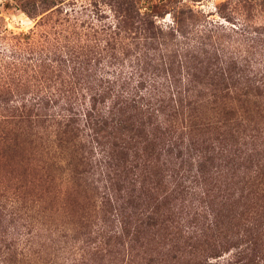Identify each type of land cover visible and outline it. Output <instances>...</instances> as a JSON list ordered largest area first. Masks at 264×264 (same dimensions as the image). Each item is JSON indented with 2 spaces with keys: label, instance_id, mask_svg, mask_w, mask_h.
<instances>
[{
  "label": "trees",
  "instance_id": "1",
  "mask_svg": "<svg viewBox=\"0 0 264 264\" xmlns=\"http://www.w3.org/2000/svg\"><path fill=\"white\" fill-rule=\"evenodd\" d=\"M110 1L123 13L114 27L115 39L107 27L106 32L100 30L103 38L84 34L65 44L44 42L40 48L22 34L11 38L15 44L10 59L15 62L18 47L24 44L26 60L37 62L36 68L42 67V55L49 59L44 48L55 50L50 56L70 69V77L94 67L93 71H99L97 78L93 73L89 80L97 83L88 87L86 104L66 101L61 108L57 134L69 137L71 144L76 139L90 144L88 157L79 156L78 161L105 175L107 186L99 198L104 207L118 203L114 208L116 231L122 237L135 242L144 228L163 232L170 246L181 243L189 249L191 260L208 264V257L215 256L221 246L209 245L202 236L219 243L218 238L233 233L226 239L239 243L231 246L226 264H264V56L234 55L225 60L221 54L224 41L218 38L204 36L201 40L200 31H194L193 40L176 36L184 19H174L176 27L170 26L168 32L158 28L155 9L159 4L150 1L141 12L140 0ZM244 1L252 5L255 0ZM180 65L200 72L202 94L193 96L190 81L198 78L194 72L187 86L172 83L175 67ZM151 68L167 73L168 85H145L147 77H155V72L148 71ZM43 109L33 99L19 101L5 113L15 121L14 126L25 123L30 127ZM3 117L1 121L6 120ZM174 155L182 171L173 180H202V206L188 204L189 212L183 208L178 215H174L173 202H184L185 187L169 182L163 173ZM216 159L220 180H236V211L229 222L220 214L224 207L213 206L214 187L206 186V180L213 178L203 172ZM127 210L133 216H125ZM199 220L202 224L197 226Z\"/></svg>",
  "mask_w": 264,
  "mask_h": 264
},
{
  "label": "rangeland",
  "instance_id": "2",
  "mask_svg": "<svg viewBox=\"0 0 264 264\" xmlns=\"http://www.w3.org/2000/svg\"><path fill=\"white\" fill-rule=\"evenodd\" d=\"M150 1L159 4L155 22L164 33L170 26L176 27L174 19H184L175 35L193 40L194 31H200L201 40L204 36L218 38L224 41L221 54L226 56L225 60L234 55L264 56V0H255L252 5L244 0H162V3L140 0L141 12ZM120 14L121 9L110 0H0V117L6 119L0 120V264L198 263L191 260L187 255L189 249L181 243L178 247L170 246V238L163 232L144 228L135 242L122 237L116 231L119 224L114 208L118 203L104 207L99 198L107 186L105 175L78 161L79 156L88 157L90 144L84 139L71 144L69 137L57 134L61 108L66 101L87 103V89L97 83L89 81L91 75L94 73L95 78L100 75L99 71H93L97 68L70 77V69L50 56L55 50L44 48L41 50L49 59L42 55V67L36 68L37 62L26 60L24 44L19 45V51L16 49L19 54L15 62L10 59L9 51L11 47L14 50L15 44L11 38L22 34L30 36L40 48L45 46L44 42L65 44L69 38L77 40L84 34L103 38L100 30L106 32L107 27L115 39L113 32ZM208 28L212 31L207 32ZM114 45L110 42L111 47ZM175 69L178 70L173 84L187 86L194 72L198 78L190 81L193 96L197 92L202 94L200 72L186 69V65ZM150 70L155 77L153 80L147 77L145 85L169 83L167 73ZM33 99L44 108L39 118L30 127H25V123L14 126L15 121L7 118L5 111L11 112L19 101ZM175 157L170 159L171 165L164 166L167 171L163 173L169 182L185 187L184 202H173L174 215H178L183 208L189 212L188 204L202 206V180H173L182 171ZM217 167V159L206 164L203 172L213 178L206 180V186L214 187L213 206L219 210L224 207L220 214L227 216L229 222L236 211L233 195L236 180H220ZM225 186L226 191L222 192ZM124 214L133 216L130 210ZM195 224L200 226L202 222ZM232 235L229 233L227 237ZM227 237L218 238L217 243L202 236V241L209 245L221 246L216 248L215 256L208 257V264H226L233 251L231 246L239 243Z\"/></svg>",
  "mask_w": 264,
  "mask_h": 264
}]
</instances>
